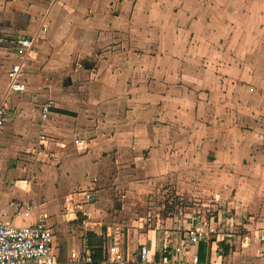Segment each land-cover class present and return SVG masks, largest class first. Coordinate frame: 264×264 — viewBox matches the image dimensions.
<instances>
[{
    "label": "crops",
    "instance_id": "1",
    "mask_svg": "<svg viewBox=\"0 0 264 264\" xmlns=\"http://www.w3.org/2000/svg\"><path fill=\"white\" fill-rule=\"evenodd\" d=\"M207 1L0 0V98L5 96L8 109V116L0 129V146L8 138H13L17 129L23 128V124L28 122L31 102L18 97L27 89L31 92L45 89V94L40 95L41 99L52 102L56 110L62 107L72 114L51 111L48 118L43 119L44 131L59 138L55 150L62 163L57 174L60 189L54 183L51 185L47 178L46 189L42 191L44 196L31 194L26 197L27 201L35 202L39 211L33 212L31 204L26 203L24 209L30 208L31 216L23 219L16 217L14 211L6 209L11 202L1 204L3 186L0 180V223L21 226L45 222L54 235L53 253L62 264H79L76 259H80L84 246L76 238L78 231L74 223L78 213L88 218L82 222L87 231L103 238V252L107 245L115 241L116 236L119 237L117 243L130 263L137 260L141 248L138 245L148 244L151 253L157 251L159 240L163 237L158 226L147 230L144 224L137 221L138 211L130 212L125 205L119 212L121 222L111 224L109 214L105 212L111 201L106 199L108 195L105 193L110 189L95 191L93 195L101 196L98 198L81 190L94 191L100 186V180L107 178L106 174L110 170H121L130 162L136 163V166L131 164L135 173L140 175L141 172L143 176V171L148 170L147 165L160 171L166 163L165 156L166 159L170 158L167 163L174 167L173 162L170 163L174 157L172 150L175 152V149L182 148L184 155L189 153L190 163L193 156L205 152L210 141L207 136L201 135L202 132H197L198 139L203 141L199 148L190 142L175 143V139H172L177 131H181L176 125L182 122L185 125L186 121H190L187 115L192 105L186 103L190 95L186 97L184 93L185 90L189 91L185 86L188 78H182L178 87L171 86V83H175L177 75H189L196 80L202 74L201 70L184 64L183 58L187 56V62L192 61L197 58L195 53L177 50L179 39L188 34L186 26L191 22L190 27L196 24L200 28L194 36L189 35L187 44L191 45L192 40L197 38V43L205 42L206 38L198 34L205 28V23L196 20L197 15L200 17L198 13L222 11L220 5L232 2L214 0L218 7L209 8ZM233 1H237L233 2L237 3L236 7L227 10H239L244 5L238 2L240 0ZM252 1L255 3V0ZM255 7L253 4L249 10ZM186 12L191 15L189 19ZM217 18L216 15L214 24L222 25ZM177 19L181 21L179 24ZM20 38L35 40L21 75L26 89L22 93L7 96L8 71L17 61L20 51L17 42ZM7 55L11 63L3 60ZM221 71L218 72L223 73L224 70ZM80 78L83 80L81 83L78 81ZM178 91L182 93L181 98L176 96ZM217 96L219 94L216 93L209 106H218L215 101ZM10 104L18 108L14 113L10 111ZM79 107H85L86 113L82 111L77 114ZM99 109L102 114L98 112ZM18 110L25 117L24 120L15 118ZM39 117L42 118V109ZM26 127L35 131L36 126L27 124ZM186 133L190 139V131ZM249 134L243 133L245 136ZM134 135H137V143H134ZM75 139L82 140V145H74ZM169 139L173 141H167L169 144L165 145V140ZM220 142L223 143V139ZM220 142L216 143L217 148ZM41 143L45 150L50 147L48 140L42 139ZM239 148L240 142L234 139L233 152ZM129 154L137 158L124 163V157ZM130 178L132 176L127 177ZM257 182L252 180L251 185L247 184L248 192L237 196L238 204L232 217L234 225H237L234 228V239L237 240L229 239L232 245L229 251L223 250L224 255L221 250L214 251L215 246L206 244L203 262L199 256L200 264H264V254L258 255L255 238L257 229L264 230V217L259 218L251 212V209H257V194H252ZM84 195L88 198L84 199ZM66 198H70V201L66 202ZM260 212L264 216V211ZM243 226L252 230L251 245L247 248L242 247L240 237H237ZM169 227L164 233L171 235L175 241L185 225L174 222V226ZM124 232L127 233L126 240ZM86 252L91 254L90 248ZM100 264H105L104 260Z\"/></svg>",
    "mask_w": 264,
    "mask_h": 264
},
{
    "label": "rangeland",
    "instance_id": "2",
    "mask_svg": "<svg viewBox=\"0 0 264 264\" xmlns=\"http://www.w3.org/2000/svg\"><path fill=\"white\" fill-rule=\"evenodd\" d=\"M231 1L220 5L222 11L202 12L198 13L200 17L196 16L197 21L205 23L204 31L198 32L206 38L205 42L197 43V38L192 40L191 45L187 44L189 35L194 36L200 28L196 24L190 27L191 22L186 26V29H189L188 34L183 39H179L177 50L195 53L197 58L187 62L186 56L183 58L184 64L195 70H201L202 74H199L196 80L189 75L176 74L175 83H171V86L178 87L182 78H188L191 85L185 83L189 91L185 90L184 93L186 97L190 95L186 103L192 105L187 115L190 121H186L185 125L184 122L177 124L176 128H181V131L175 132V138L172 139H175V143L190 142L194 147L199 148L203 145V141L198 139L197 132H202L201 135L207 136L210 143L204 153L193 156L191 163L189 153L184 155L182 148L175 149V152L172 150L174 157L170 163L173 162L174 167L167 163L170 158L166 159L165 156L166 163L160 171L156 167L151 169V166L147 165L148 170L143 171V176L141 172L140 175L135 173L134 167H131V164L136 166V163H128L129 159L137 158L134 154H129L124 157V163H128L125 168L110 170L106 174L107 178H102L100 186L93 189L94 191L81 190L98 198L101 196L93 195L95 191L110 189L105 193L108 195L106 199L111 200L105 212L109 214L111 224L121 222L119 212L125 205L130 212L138 211L137 221L144 224L147 230L158 226V230L164 233L170 229L169 226H174L180 212H201L210 219L214 217L215 220L221 214L215 226L217 230L227 232L229 222L226 219L235 214L237 196L248 192L247 184L251 185L252 180L258 181L255 190L252 189V194H257L258 202L257 209H251V212L259 218L264 217L260 212L264 211V0H255V3L252 0H240L238 2L244 5L239 10H227L237 5L233 3L237 1ZM207 2L209 8L218 7L214 0ZM253 4L256 7L249 10ZM186 14L189 19L190 13L186 12ZM216 15L219 23L223 25L222 28L220 27L222 25L214 24ZM180 22L177 19V23ZM3 60L11 63L9 55ZM219 70L224 71L221 73L222 71L218 72ZM78 81L81 83L83 80L80 78ZM216 93L219 94L215 99L218 106H209L212 105L210 100L214 99ZM41 94H45V89L33 92L27 89L24 94L18 96L19 99L31 102L28 122L23 124V128L17 129L18 132L13 138H8L0 146L2 170L0 180L3 186L1 204L11 202L12 204L7 205L6 209L14 212L19 206L24 209L26 203L31 204L33 212L39 211L35 202L27 201L26 197L31 194L44 196L42 191L46 189L47 178L50 179L51 185L54 183L56 188L60 189V179L57 182V174L60 173L62 163L59 156H56L55 150L59 138L44 131L45 121L39 117V113L40 109L50 101L41 99ZM176 94L177 97H182L181 92L178 91ZM197 101L200 102L197 104ZM9 106L11 113L18 109L16 105ZM57 110L64 109L61 107ZM57 110L54 106L52 113H57ZM82 111L86 113V108L79 107L77 114ZM99 113L102 114V111ZM15 118L25 119L19 110ZM12 123L15 121L12 120ZM27 124H34L35 131L27 129ZM185 129L190 131V139L187 131L183 132ZM243 133L249 135L245 136ZM42 139L48 140L50 144L46 150L41 143ZM136 139L137 135H134V143H137ZM172 139L165 140V145L169 144L167 141H173ZM222 139L223 143L220 142ZM234 139L240 142V148L235 152L232 150ZM219 142L221 145L219 144L217 148L216 143ZM215 147L217 150H214ZM129 176H132V179H127ZM129 181L132 182L128 183ZM87 198L84 195V199ZM38 201L42 202L39 199ZM246 213L249 214L248 211ZM87 219L82 213H78L74 223L78 231L76 238L84 246L78 259L79 264H87L86 257H91V254L86 252L90 248L91 231H87L82 223ZM120 233L122 234V231ZM123 234L126 240L127 233ZM240 236L241 233L237 237ZM232 239L237 240V238ZM222 247L224 255L230 247L226 245Z\"/></svg>",
    "mask_w": 264,
    "mask_h": 264
},
{
    "label": "built area",
    "instance_id": "3",
    "mask_svg": "<svg viewBox=\"0 0 264 264\" xmlns=\"http://www.w3.org/2000/svg\"><path fill=\"white\" fill-rule=\"evenodd\" d=\"M34 44L35 40L33 39L20 38L18 40L17 45L20 51L17 61L8 71L7 96L25 91L26 85L21 81V75L23 65L27 61ZM53 108L52 102L45 104L42 108V118L47 119ZM7 116L8 109L5 105V96H3L0 98V129L3 128ZM73 143L76 146H81L83 141L75 139ZM69 201L70 198H66V202ZM15 216L23 219L29 218L31 216L30 208L26 210L19 206ZM232 217L233 215L226 219L229 222L226 232L217 230L215 226L216 221L221 218V214L215 220L214 217L210 219L201 212H180L175 223L185 225L182 234H178V238L173 241L171 235L163 233L155 253L150 252L148 244L141 245L137 260L143 264H200L198 253L200 244L215 246L214 251H222L221 246L232 245L229 239L235 237L234 228L237 227L234 225ZM238 232L241 233L242 247H250L252 230L248 226H243ZM117 238L118 236L112 244L104 248V262L105 264H130L126 254L117 243ZM255 238L258 243V255L263 256L264 230L257 229ZM53 241V232L45 222L39 221L21 226L0 223V264H62L53 253ZM91 262V258L88 257L86 263L91 264Z\"/></svg>",
    "mask_w": 264,
    "mask_h": 264
},
{
    "label": "trees",
    "instance_id": "4",
    "mask_svg": "<svg viewBox=\"0 0 264 264\" xmlns=\"http://www.w3.org/2000/svg\"><path fill=\"white\" fill-rule=\"evenodd\" d=\"M57 113H60L63 115H72L70 112L64 111V110H57ZM90 234H91V241H90L89 247L91 250V257H90L92 260L91 264H100L101 261L104 260V255L102 251L104 240L101 236H98L95 233L91 232ZM205 246L206 244H200L199 246V256L202 262L204 261V258H205ZM131 264H143V263L137 260L136 262H133Z\"/></svg>",
    "mask_w": 264,
    "mask_h": 264
}]
</instances>
